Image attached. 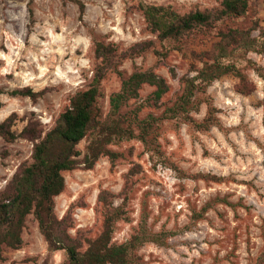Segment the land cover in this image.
<instances>
[{
	"label": "rangeland",
	"instance_id": "obj_1",
	"mask_svg": "<svg viewBox=\"0 0 264 264\" xmlns=\"http://www.w3.org/2000/svg\"><path fill=\"white\" fill-rule=\"evenodd\" d=\"M0 0V122L11 114L19 134L30 122L43 135L78 91L87 89L101 63L96 42L117 48L115 66L101 84L103 117L122 77L152 69L165 77L169 91L155 102L146 83L122 112L139 118L161 116L184 89L183 77L201 68L228 28L264 29V0H251L247 12L226 17L180 39L161 41L147 27L143 4L172 6L185 13L217 9L221 0ZM140 50H133L135 45ZM156 51L164 52L159 55ZM238 62L246 86L229 73L198 90L187 113L155 123L144 142L139 137L110 144L118 153L112 166L101 156L92 169L64 171L65 190L55 197L59 219L80 249L104 228L107 209L124 206L115 223V243L142 239L128 264H257L264 257V54L247 53ZM121 72L122 74H120ZM28 87L36 99L9 92ZM209 104L218 125L198 126ZM136 132L139 127L134 125ZM90 136L78 145L82 156ZM35 141L0 136V192L23 164L31 163ZM217 177V178H215ZM24 242L4 249V264H69L64 250L49 252L34 214L27 216Z\"/></svg>",
	"mask_w": 264,
	"mask_h": 264
},
{
	"label": "trees",
	"instance_id": "obj_2",
	"mask_svg": "<svg viewBox=\"0 0 264 264\" xmlns=\"http://www.w3.org/2000/svg\"><path fill=\"white\" fill-rule=\"evenodd\" d=\"M79 5L81 16L86 10L83 0H72ZM251 0H221L217 9H194L185 13L172 6L141 4L140 8L147 22V27L157 33L161 41L180 39L200 28L213 27L226 17H237L245 14ZM253 29L228 28L220 30V39L209 51L200 55L206 57L201 68L193 67V75L183 77L184 89L173 106L166 108L163 115L157 117L148 114L139 118L138 108L131 115L122 112L131 99L138 98L142 86L146 83L155 87L153 99L158 102L169 91L167 79L154 70H135L129 76L122 77L120 90L110 95V110L103 117L100 99L103 96L101 84L109 69L115 66L117 48L113 44L96 42V53L101 63L96 66L95 74L87 89L78 91L70 99L69 105L60 114L53 128L44 135L29 122L21 133L13 130L16 120L11 114L0 122V136L7 141L26 137L35 141L32 162L23 164L15 173L7 187L0 192V264H4L3 254L6 247L18 249L22 246L23 229L27 216L34 214L39 229L48 242L49 252L64 250L69 264H128L132 252L140 243L142 236L134 235L129 241L115 243L112 241L117 220L125 217L124 206L108 208L104 218L101 234L91 239L85 250L76 244L66 231V217L59 219L55 207V197L66 187L64 171L83 167L92 169L101 156H109L112 166L115 165L118 153L109 145L139 137L148 142L155 123L161 119L173 118L187 113L198 90H205L214 80L232 73L240 78L243 89L247 78L238 66V62L247 59V53L256 51L264 54V29L258 36L252 35ZM135 45L133 50H140ZM159 55L164 52L156 51ZM122 74L121 72H119ZM4 90L0 87V94ZM13 96H30L36 99L37 92L28 87L9 92ZM217 108L209 104L208 115L197 125L208 129L218 125ZM134 125L139 127L137 133ZM90 136L86 151L82 156L79 143ZM217 178V177H215ZM257 264H264V257Z\"/></svg>",
	"mask_w": 264,
	"mask_h": 264
}]
</instances>
